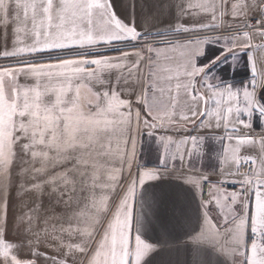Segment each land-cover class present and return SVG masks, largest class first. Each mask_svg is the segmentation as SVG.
Masks as SVG:
<instances>
[{"label": "snow or ice", "instance_id": "6c2138e0", "mask_svg": "<svg viewBox=\"0 0 264 264\" xmlns=\"http://www.w3.org/2000/svg\"><path fill=\"white\" fill-rule=\"evenodd\" d=\"M125 4L141 25L113 0H0V264H141L151 246L133 240V197L169 169L201 190L197 239L232 264H264V129L252 130L254 115L264 123L255 55L264 50V0ZM154 5L179 17L161 38L166 47L138 31L155 27ZM126 41L140 44L99 52ZM209 44L234 60L249 52L243 86L204 75L197 59ZM189 128L196 134H183ZM145 133L156 136L161 169L138 168ZM207 134L220 146L215 179L196 167Z\"/></svg>", "mask_w": 264, "mask_h": 264}, {"label": "crops", "instance_id": "0c3cea01", "mask_svg": "<svg viewBox=\"0 0 264 264\" xmlns=\"http://www.w3.org/2000/svg\"><path fill=\"white\" fill-rule=\"evenodd\" d=\"M234 2L236 0H227L228 7L230 8L231 3ZM113 4L118 14L126 16L130 22L135 21L137 25H141L142 20L138 11L128 8L125 0H113ZM154 15L157 17L155 27L150 30L138 27V31L142 33V40L161 41V38L170 32L171 26L179 18L175 8L161 12L159 5H154ZM225 19L228 23L233 22L231 16ZM197 20H199L198 16L184 17L180 22L191 25ZM210 20L211 17L208 16L202 22L209 23ZM254 43L259 44L261 40L257 39ZM139 44V41H126L117 43L111 48L99 49V52L122 49L134 51L130 48L139 46ZM154 46L166 47L160 42ZM208 47L218 50V53L209 56L203 62H199L204 58ZM255 55L260 63L264 64V50L257 51ZM216 57L219 58L215 59ZM214 59L215 62H211ZM197 62L200 65H208L204 75L219 77L222 83L231 84L233 87L243 86L251 76L248 51L237 53L234 60L232 54L224 53L218 45L209 44L205 46L204 54L198 57ZM223 66L226 68H222ZM262 90L258 92L260 102L259 94ZM262 129H264V123L261 122L258 115H254L252 117V130L260 132ZM180 134L171 130H156L157 136L172 135L179 138L177 135ZM183 134L195 135L196 130L189 128ZM207 135L205 155L196 162V167L215 179V173L219 170L215 153L219 151L220 146L212 138V134ZM137 161L140 169L162 168L161 151L156 136H149L146 133L141 136ZM226 186L236 187L238 185L227 184ZM201 200V190L193 183L187 182L179 170L161 171L154 179L145 181L137 189L133 197L132 237L134 240L135 236L138 235L151 246L150 251L142 258L141 264H232L231 258L220 251L215 244L197 239L204 220ZM118 202L117 200L116 203L118 204ZM114 210L115 205L113 206ZM217 213L218 209L213 205L209 209V214L213 222L219 224L222 217Z\"/></svg>", "mask_w": 264, "mask_h": 264}, {"label": "trees", "instance_id": "16d2710c", "mask_svg": "<svg viewBox=\"0 0 264 264\" xmlns=\"http://www.w3.org/2000/svg\"><path fill=\"white\" fill-rule=\"evenodd\" d=\"M119 51L120 50L108 51V52H104L103 54L114 55V54L118 53ZM217 51L218 50H214V49H211L210 47H208L206 49L204 58L202 60H200L199 62H203V61L207 60L209 56H214L215 54L218 53ZM259 98H260L261 102L264 103V89L260 92Z\"/></svg>", "mask_w": 264, "mask_h": 264}, {"label": "built area", "instance_id": "2783aa9c", "mask_svg": "<svg viewBox=\"0 0 264 264\" xmlns=\"http://www.w3.org/2000/svg\"><path fill=\"white\" fill-rule=\"evenodd\" d=\"M253 22H254V21H253ZM155 42H156V43H159L160 41L155 40ZM241 171H244V169L242 168ZM226 187H228V188L226 189L227 191H232V190H234V189H232V188H237V189H238L239 186H236V187H233V186H226ZM204 192H205V197H204V198H207V187H205Z\"/></svg>", "mask_w": 264, "mask_h": 264}, {"label": "rangeland", "instance_id": "374dc122", "mask_svg": "<svg viewBox=\"0 0 264 264\" xmlns=\"http://www.w3.org/2000/svg\"><path fill=\"white\" fill-rule=\"evenodd\" d=\"M222 68H226V67H225V66H223ZM222 68H221V69H222ZM12 235H14V231H13Z\"/></svg>", "mask_w": 264, "mask_h": 264}]
</instances>
